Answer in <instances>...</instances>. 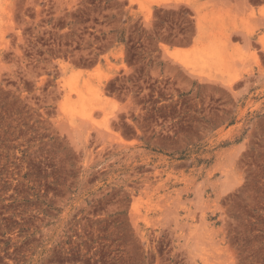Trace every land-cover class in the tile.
I'll list each match as a JSON object with an SVG mask.
<instances>
[{"label":"rangeland","instance_id":"1","mask_svg":"<svg viewBox=\"0 0 264 264\" xmlns=\"http://www.w3.org/2000/svg\"><path fill=\"white\" fill-rule=\"evenodd\" d=\"M0 264H264V0H0Z\"/></svg>","mask_w":264,"mask_h":264}]
</instances>
